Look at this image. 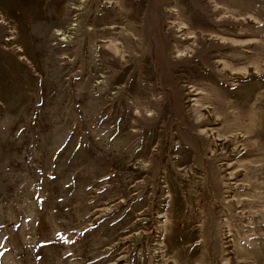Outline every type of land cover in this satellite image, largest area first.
Masks as SVG:
<instances>
[{
    "label": "rangeland",
    "instance_id": "374dc122",
    "mask_svg": "<svg viewBox=\"0 0 264 264\" xmlns=\"http://www.w3.org/2000/svg\"><path fill=\"white\" fill-rule=\"evenodd\" d=\"M214 254L264 264V0H0V264Z\"/></svg>",
    "mask_w": 264,
    "mask_h": 264
},
{
    "label": "bare ground",
    "instance_id": "6f19581e",
    "mask_svg": "<svg viewBox=\"0 0 264 264\" xmlns=\"http://www.w3.org/2000/svg\"><path fill=\"white\" fill-rule=\"evenodd\" d=\"M127 25V24H126ZM184 25V24H183ZM186 25V24H185ZM181 27V26H180ZM191 28L190 27H187V29L186 30H190ZM185 29H182L181 28V32H183V34H185V31H186ZM106 35H105V33L104 32H102V35H101V37H105ZM193 37V35H191V36H189V37H187L188 39H191ZM186 38V39H187ZM185 39V40H186ZM144 40V39H143ZM142 40V38H140L137 42L139 43H142L141 41H143ZM115 43V42H114ZM144 43V42H143ZM137 45V44H136ZM135 45V49L137 50V51H139V52H141V50L143 51V47H141V48H139L138 47V45L136 46ZM143 45V44H142ZM109 48H111V53L112 54H116V53H118V52H120V47H119V45L118 44H114V45H112V46H108ZM186 49L188 50V51H190L189 49V45H187L186 46ZM108 49H107V52H110ZM186 52L187 51H181V50H178V52H177V55L179 56V57H181L182 55H184V54H186ZM142 54L143 53H140V55L138 56H136V55H133V54H130L129 56H128V58H127V62H130V60L131 61H139L141 58H142ZM181 55V56H180ZM101 56V60H102V57H103V54L102 55H100ZM193 57V56H192ZM145 63V62H144ZM147 66V69H148V65H146ZM102 84V83H101ZM100 83H99V85H101ZM193 87V86H192ZM191 87V88H192ZM191 91H196L195 89H193V90H191ZM137 102V101H136ZM135 102V103H136ZM199 109L196 107V108H194V112H195V115H193V116H191L190 117V120L192 121V126H193V129H195L196 131H197V134H198V137L200 138V137H202V138H200V140L201 141H206L207 139H210L211 137H220V134H219V132H217L216 130H214V128H211V127H209L208 126V122H212V121H214L215 120V111L212 109V108H210V107H208L207 109H206V111L204 112V113H202L200 116H197V111H198ZM201 111V110H200ZM200 113V112H199ZM215 122V121H214ZM199 126H201V128H200V130H197V128L199 127ZM201 132V133H200ZM217 138H215V139H217ZM226 261H228L229 263L228 264H230L231 262H233L231 259H226ZM210 264H219V254H214L213 255V258H212V260H211V262H210Z\"/></svg>",
    "mask_w": 264,
    "mask_h": 264
}]
</instances>
